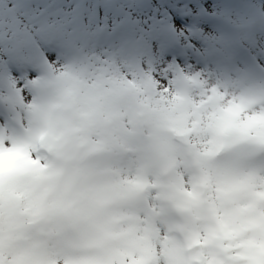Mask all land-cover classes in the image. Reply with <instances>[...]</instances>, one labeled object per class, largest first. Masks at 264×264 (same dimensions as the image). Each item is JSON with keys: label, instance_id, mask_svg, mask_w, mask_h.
I'll return each mask as SVG.
<instances>
[{"label": "snow or ice", "instance_id": "1", "mask_svg": "<svg viewBox=\"0 0 264 264\" xmlns=\"http://www.w3.org/2000/svg\"><path fill=\"white\" fill-rule=\"evenodd\" d=\"M100 6L85 5L71 24L0 17V152L31 161L0 174V264H264V128L245 126L264 117V91L229 119L228 81L164 66L165 83L144 62L164 39L150 22L120 53L135 67L121 68L126 94L110 68L93 66L86 88L40 99L55 60L47 49L70 42L73 25L98 20ZM208 15L236 31L249 22L237 0H218ZM229 39L222 33L208 59L225 58Z\"/></svg>", "mask_w": 264, "mask_h": 264}, {"label": "rangeland", "instance_id": "2", "mask_svg": "<svg viewBox=\"0 0 264 264\" xmlns=\"http://www.w3.org/2000/svg\"><path fill=\"white\" fill-rule=\"evenodd\" d=\"M30 2L36 12L34 16L32 15L33 22L36 23L60 20L71 24L85 5L92 7L97 2L101 5L98 9V20L73 25L70 29L73 33L70 42L62 48L47 49L55 56V60L47 70L48 80L40 95L43 102L53 101L58 92L65 88H86L84 69L93 66L110 68L111 81L121 85V94H126L131 85L130 81H125L121 68H127L129 72L135 74V67L125 62L120 53L132 41L133 29L150 22L159 26L164 39L157 40L149 46V54L145 56L144 62L150 67L155 65L161 68L159 76L164 78L165 83H168V80L163 70L164 66L177 72L183 69L185 72L203 73V78L209 83L224 85L228 81L235 85L236 89V97L229 99L228 107L225 109L229 119H238L245 111L248 106L246 97L264 91V75L260 76L255 68L256 65L264 67V0L247 2L250 4L242 2V6L247 7L243 12L247 14L249 22L239 31L227 28L217 19L210 17L207 0L201 2L196 0V4L183 0H169L164 11L148 0H137V13L122 9L119 4L110 0H30ZM237 2L239 3L238 0ZM215 10L209 13H214ZM193 27L199 31L193 33L191 31ZM222 33L228 34L230 38L226 57L211 61L205 53L208 47L217 42ZM176 40L181 42L187 58L176 60L174 63L168 44ZM242 54L246 59L239 58ZM107 68L104 70L107 71ZM19 78L28 80L31 74L25 71ZM143 83L145 90L154 91L155 82L150 76L145 75ZM191 83L197 82L193 80ZM182 88L183 95H189L188 87L183 82ZM25 95L31 100L33 93L26 90ZM208 99L213 101L222 97L210 96ZM183 102V99L175 100L177 104ZM16 118L17 120L21 118L19 112ZM29 120L30 126L35 125L38 116L33 113ZM245 126L264 128V117H248ZM29 163L31 161L25 153L0 152V174ZM248 223L255 224V220L249 219ZM144 255L146 259H150L155 255V249L146 248Z\"/></svg>", "mask_w": 264, "mask_h": 264}, {"label": "trees", "instance_id": "3", "mask_svg": "<svg viewBox=\"0 0 264 264\" xmlns=\"http://www.w3.org/2000/svg\"><path fill=\"white\" fill-rule=\"evenodd\" d=\"M113 1L121 6L122 9L125 10H131L133 13H137L138 10L137 7V0H110ZM152 5L157 6L161 8L162 11L167 9V4L169 0H148ZM196 0H183V2H195ZM198 1V0H197ZM203 0H200V2ZM239 4L241 5V10L243 11L246 9V6H242V2H253V0H238ZM26 0H0V17H6L10 18L13 16H23L27 18L29 22H33L32 17L34 16L33 12L24 8ZM207 3H211L213 6L211 9L207 8L208 13L212 12L214 9H216V5L218 3V0H207ZM247 3V4H250ZM33 15V16H32ZM206 25V24H205Z\"/></svg>", "mask_w": 264, "mask_h": 264}, {"label": "bare ground", "instance_id": "4", "mask_svg": "<svg viewBox=\"0 0 264 264\" xmlns=\"http://www.w3.org/2000/svg\"><path fill=\"white\" fill-rule=\"evenodd\" d=\"M35 10H33V14L35 15ZM3 119H1V115H0V123H3V121H2Z\"/></svg>", "mask_w": 264, "mask_h": 264}]
</instances>
